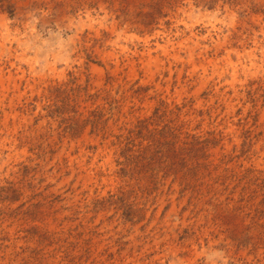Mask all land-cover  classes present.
Returning <instances> with one entry per match:
<instances>
[{
    "label": "rangeland",
    "instance_id": "374dc122",
    "mask_svg": "<svg viewBox=\"0 0 264 264\" xmlns=\"http://www.w3.org/2000/svg\"><path fill=\"white\" fill-rule=\"evenodd\" d=\"M0 264H264V0H0Z\"/></svg>",
    "mask_w": 264,
    "mask_h": 264
},
{
    "label": "trees",
    "instance_id": "16d2710c",
    "mask_svg": "<svg viewBox=\"0 0 264 264\" xmlns=\"http://www.w3.org/2000/svg\"><path fill=\"white\" fill-rule=\"evenodd\" d=\"M155 143H158V141H156ZM164 143V142H163ZM167 143V142H166Z\"/></svg>",
    "mask_w": 264,
    "mask_h": 264
}]
</instances>
